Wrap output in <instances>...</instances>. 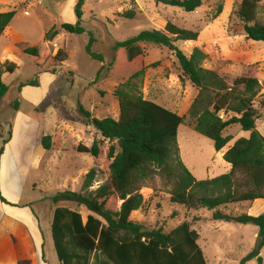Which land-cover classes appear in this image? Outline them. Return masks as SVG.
Segmentation results:
<instances>
[{
    "label": "rangeland",
    "instance_id": "rangeland-1",
    "mask_svg": "<svg viewBox=\"0 0 264 264\" xmlns=\"http://www.w3.org/2000/svg\"><path fill=\"white\" fill-rule=\"evenodd\" d=\"M0 0V13L15 11L5 32L0 36V81L8 92L0 99V147L9 140L0 157V183L7 199L16 207L0 202V264H58L51 239L52 214L56 207L78 211L83 219L87 212L72 203L54 204L51 198L61 192H80L86 174L94 169L96 178L91 189L108 181L106 167L109 142L77 112V104L98 120H117L118 101L114 91L129 80L130 73H114L116 42H123L142 31H164L168 23L197 33L195 41L174 45L184 55L199 49L207 56L202 67L216 72L231 86L240 77H254L260 85L255 107L260 116L256 130L264 138V42L245 40L239 16L241 0H201V7L192 13L156 4L154 0H84L80 26L81 35L65 33L63 24L77 22L76 0ZM131 11L133 19L119 14ZM28 12L29 16H24ZM256 21L264 26V1L257 10ZM56 32L52 41H44L45 33ZM90 50L102 56V62L85 51L90 38ZM25 47H39L53 57L62 50L67 60L40 70L22 52ZM144 52L143 65L158 63L132 81L143 98L185 116L197 92L183 78L172 51L152 44H140ZM15 65L12 73L3 71L6 63ZM17 103L18 110H14ZM224 118L223 115H221ZM56 137L58 150L45 151L42 137ZM224 136L232 141L247 139L234 125ZM99 147L97 158L79 152L78 147ZM176 146L179 158L196 181L211 180L229 172L221 152L190 128L185 120L177 130ZM239 175H237L238 177ZM170 179L155 172L139 191L144 210L131 214L130 220L146 229L162 228L168 233L183 222L198 234L197 244L206 264H259L256 259L242 261L250 254L257 239V228L211 220L205 209L188 210L169 202ZM120 201L111 199L107 207L116 210ZM253 204L229 205L219 210L225 214H250ZM264 264V246L260 250Z\"/></svg>",
    "mask_w": 264,
    "mask_h": 264
},
{
    "label": "trees",
    "instance_id": "trees-1",
    "mask_svg": "<svg viewBox=\"0 0 264 264\" xmlns=\"http://www.w3.org/2000/svg\"><path fill=\"white\" fill-rule=\"evenodd\" d=\"M262 1L241 0L239 16L247 41L264 42V26L256 21ZM154 2L185 13L195 12L202 4L201 0ZM83 3L84 0H76L74 13L77 22L74 25L63 24V32L84 33L80 26ZM14 15L15 11L0 13V36ZM119 17L133 19L135 14L126 11ZM56 35V32H47L43 40L52 41ZM197 36L195 32L168 23L164 31H142L123 42H116L113 47V71L116 74H131L129 80L113 93L119 107L117 120L95 119L80 103L77 104V112L103 139L114 142L118 151L114 146L108 151L110 164L106 167L108 181L104 185L91 189L96 178V171L91 169L80 192L65 191L51 198L54 204L72 203L88 213L83 219L76 210L67 207L54 209L50 231L58 264H206L197 244L198 234L189 223L183 222L165 233L162 228L146 229L130 220L133 212L145 209L146 202L139 191L155 172L170 179L171 204L188 210L210 211L212 221L256 227L254 249L242 263L252 259L261 263L259 255L264 246V213L258 216L247 213L233 215L219 210L229 205L251 204L264 199V138L256 130V121L260 116L255 107L260 85L254 77H240L229 86L216 72L202 67L207 56L199 49H193L186 56L174 45L178 41H195ZM93 43L91 37L85 51L92 59L102 62V56L90 50ZM140 44H152L173 52L183 78L197 92L185 116L144 99L133 85L132 81L141 78L145 70L158 66V63L143 65L144 52ZM22 52L45 72L67 60L62 50H58L53 57L39 47H25ZM2 68L12 73L15 65L6 62ZM7 92L8 87L0 81V99ZM261 106L264 107V102ZM14 110H18L17 103ZM186 119L195 133L212 142L215 152L222 151L232 141L231 136H224L229 127L237 125L243 132L249 133L247 139L236 140L224 152L223 161L230 165L227 174L196 181L184 167L179 158L176 136L178 127ZM8 143L9 140L3 141L0 157ZM40 144L45 151H56L60 145L56 137L51 141L50 136L42 137ZM99 150L96 144L90 149L78 147L79 152L90 154L93 158H97ZM114 198L120 201V205L116 210H110L107 204ZM0 202L16 207L1 194Z\"/></svg>",
    "mask_w": 264,
    "mask_h": 264
},
{
    "label": "crops",
    "instance_id": "crops-1",
    "mask_svg": "<svg viewBox=\"0 0 264 264\" xmlns=\"http://www.w3.org/2000/svg\"><path fill=\"white\" fill-rule=\"evenodd\" d=\"M224 150V149H223ZM223 150L222 151H220L221 152V156H223V154H224V152L226 151H224L223 152ZM1 162V161H0ZM228 165V164H227ZM229 166V168H230V165H228ZM230 171V170H229ZM1 182V181H0ZM0 194H1V196L5 199V200H7L8 202H10V203H15V200H13L12 198L11 199H7L4 195H3V193H2V186H1V183H0ZM252 204H253V207L251 208V210H250V214L252 215V216H258V215H260V214H262V213H264V199H262V200H255L254 202H252ZM262 208V209H261ZM261 209V210H260ZM258 210H260V211H258Z\"/></svg>",
    "mask_w": 264,
    "mask_h": 264
},
{
    "label": "built area",
    "instance_id": "built-area-1",
    "mask_svg": "<svg viewBox=\"0 0 264 264\" xmlns=\"http://www.w3.org/2000/svg\"><path fill=\"white\" fill-rule=\"evenodd\" d=\"M41 2H42V0H37V1H36V4L40 5ZM24 16H26V17L29 16V13H28V12H25V13H24Z\"/></svg>",
    "mask_w": 264,
    "mask_h": 264
}]
</instances>
